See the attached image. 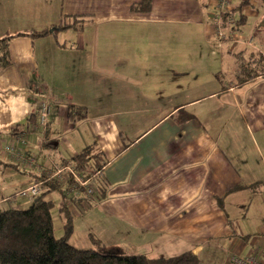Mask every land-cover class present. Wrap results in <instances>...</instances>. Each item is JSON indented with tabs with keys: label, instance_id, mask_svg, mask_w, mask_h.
Returning a JSON list of instances; mask_svg holds the SVG:
<instances>
[{
	"label": "crops",
	"instance_id": "1",
	"mask_svg": "<svg viewBox=\"0 0 264 264\" xmlns=\"http://www.w3.org/2000/svg\"><path fill=\"white\" fill-rule=\"evenodd\" d=\"M142 1L0 0V39L13 35L0 68V212L91 148L105 197L88 210L71 201L128 231L130 249L264 260V0H231L239 22L225 15L222 39L217 0L132 9ZM43 101L51 113L35 129ZM123 243L112 247L128 253Z\"/></svg>",
	"mask_w": 264,
	"mask_h": 264
},
{
	"label": "trees",
	"instance_id": "2",
	"mask_svg": "<svg viewBox=\"0 0 264 264\" xmlns=\"http://www.w3.org/2000/svg\"><path fill=\"white\" fill-rule=\"evenodd\" d=\"M248 1L242 0L241 5ZM151 8V0H143L132 6V9L137 11H148ZM232 11L234 12L236 9ZM225 15L234 14L229 11ZM238 22L239 17L235 24L237 25ZM65 26L63 23L58 28ZM12 37L13 35H8L0 39V68L8 66L12 62L8 49ZM74 112L77 111L71 107L68 111L69 119H75ZM37 117L38 112L32 114L27 123L34 121ZM90 149H86L67 162L73 163L75 169L80 172L98 173L100 168H96V165L91 162L93 156H91ZM40 179L45 180V187L38 196L33 198L29 207L25 209L9 208L0 212V264H198L199 257L192 251L175 256L152 258L142 253H124L116 247L81 248L72 244L70 238L74 229L71 214L65 202L68 197L66 191L72 181H60L57 178L47 180V174L42 175ZM99 179L100 176H97L98 186H96L94 199L84 197L88 202L91 201L90 203L105 197V191L101 189ZM55 191L59 192L63 199L60 210L68 216L65 233L62 237L55 235L52 213L54 203L51 197ZM72 199L79 201L78 198L73 197ZM90 236L95 242L99 241L93 234Z\"/></svg>",
	"mask_w": 264,
	"mask_h": 264
},
{
	"label": "rangeland",
	"instance_id": "3",
	"mask_svg": "<svg viewBox=\"0 0 264 264\" xmlns=\"http://www.w3.org/2000/svg\"><path fill=\"white\" fill-rule=\"evenodd\" d=\"M238 0H234V2H237ZM211 11V8L209 9V13ZM0 24H3V20H0ZM194 37V33L190 32L189 35L186 37L187 39H193ZM196 40L199 39V36L196 34L195 37ZM206 39L204 36L200 37V40H204ZM198 49V48H197ZM191 56V54H189ZM204 57V56H203ZM207 62V61H206ZM199 65H196V67ZM202 66L204 67L203 63ZM173 77V76H172ZM178 80V79H175ZM205 80V79H204ZM174 81V80H173ZM175 82V81H174ZM184 99V98H183ZM67 164H71V162L66 163ZM61 167V166H60ZM51 197L53 198V203L54 206L52 208V213H53V217H54V228H55V235L56 237H62L65 233V225L68 222V216L60 210V208L62 207L61 202L63 201L61 195L59 192H53L51 194ZM50 198V197H49ZM11 200L12 203H14L13 205H11V207H15L16 205L19 206V208L21 209H25L27 207L30 206L31 204V197L30 196H22L21 195H17L15 194V196H11ZM17 200V203L13 202ZM26 200L27 203H22L21 202ZM20 201V202H19ZM66 205L69 208L68 211L71 214V220H72V224H73V234L70 238V242L78 247L81 248H89V247H98V246H102V247H106V248H111L112 245H114L115 242H124V247L126 252H128L129 254L131 253H142V252H146L148 254L149 257L152 258H157L159 257L160 253L155 254V253H149L147 251H137L134 249H130L129 243H127L129 241V237L127 234H129L128 231H123L122 233H117L114 228H111V230L107 231L105 226H102V222L99 220H95L93 219L91 216H88V214L86 212L83 211H76L75 209L76 206L75 204L69 199L66 198L65 199ZM88 202V201H87ZM86 205V209L84 210H88L90 207L89 205H94V202L90 203H85ZM95 208V209H94ZM94 209L93 211H96V207L93 206L91 208V210ZM86 213V214H85ZM96 215V214H95ZM94 235L95 238L99 239V241L95 242L93 240V238H91L90 235ZM149 250V249H147ZM161 253L162 252H166V255H174L176 251H166L163 250V247H160ZM151 252V251H150Z\"/></svg>",
	"mask_w": 264,
	"mask_h": 264
},
{
	"label": "built area",
	"instance_id": "4",
	"mask_svg": "<svg viewBox=\"0 0 264 264\" xmlns=\"http://www.w3.org/2000/svg\"><path fill=\"white\" fill-rule=\"evenodd\" d=\"M230 4L231 0H217L213 5H211L210 18L214 33H216L219 39H222L226 36L223 31V23L225 13L229 12L230 10ZM235 22L236 21L234 17L230 16L229 23L235 24ZM38 113V126H36L35 129H38L39 127H45L47 125L48 117L51 113L49 102L43 101L40 104ZM9 149L13 151L15 148L13 145H11ZM34 162L35 160L31 159L29 163L31 165ZM97 176H100V171L96 174H87L75 169L73 164H67L63 167L56 168L50 173H47V180L53 178H57L60 181L71 180L72 184L67 188L66 191L68 196L67 198L70 200H72L73 197L78 198L80 196L94 199L96 195ZM44 187L45 180H40L20 190L18 194L34 198L42 192ZM232 261L234 264H264V260L255 255L240 256L236 254L232 256Z\"/></svg>",
	"mask_w": 264,
	"mask_h": 264
}]
</instances>
